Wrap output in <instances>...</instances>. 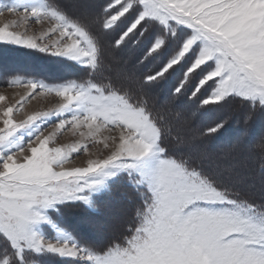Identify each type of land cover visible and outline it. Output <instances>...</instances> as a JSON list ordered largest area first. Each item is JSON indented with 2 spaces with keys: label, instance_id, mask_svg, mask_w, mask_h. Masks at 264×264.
<instances>
[{
  "label": "snow or ice",
  "instance_id": "snow-or-ice-1",
  "mask_svg": "<svg viewBox=\"0 0 264 264\" xmlns=\"http://www.w3.org/2000/svg\"><path fill=\"white\" fill-rule=\"evenodd\" d=\"M98 7L114 45L138 49L137 64L148 68L143 83L176 77L173 93L198 108L236 100L264 113V0H105ZM5 11L47 20L49 42L8 30L14 24L0 27V42L66 57L89 79L25 81L30 96L54 93L61 103L23 119L16 118L22 101L0 104V264H29L33 254L67 264H264V195L259 202L243 195L166 143L170 130L130 84L96 82L104 51L88 21L55 0H10L0 16ZM52 117L55 131L45 136ZM223 128L216 122L207 134ZM62 130L78 131L84 143L54 146ZM89 144L104 154L65 168ZM120 180L135 194L126 233L101 248L79 243L61 209L91 213Z\"/></svg>",
  "mask_w": 264,
  "mask_h": 264
},
{
  "label": "rangeland",
  "instance_id": "rangeland-1",
  "mask_svg": "<svg viewBox=\"0 0 264 264\" xmlns=\"http://www.w3.org/2000/svg\"><path fill=\"white\" fill-rule=\"evenodd\" d=\"M70 6L71 12L89 22L92 31L98 37L104 51L102 68L95 74L94 80L107 85L120 83L131 85L142 93V100L149 96L153 104L160 107L157 112L172 114L169 121L171 141H167L175 150L186 158H191L197 165L213 174L221 183L235 188L243 195L258 202L264 195V115L250 111L249 105L230 100L221 107L198 108L184 95L173 93L176 77L159 83L145 84L143 76L148 68L137 64L138 49L131 45L117 48L114 45L116 34L105 33L101 27L103 14L98 7L105 0H55ZM10 0H0V7ZM13 25L8 29L49 42L50 24L47 20L36 22L34 17L22 19L20 15L4 12L0 16V27ZM55 40V36L51 37ZM103 74V76L101 75ZM112 80L110 82L108 78ZM36 80L49 86L76 81L83 83L89 79L88 69L66 57L54 56L50 52H40L15 44L0 42V95L7 99L0 104L22 101L17 119L37 111L55 109L61 103L55 94L36 95L24 84L27 80ZM142 80V81H141ZM120 81V83L116 82ZM169 83L171 84L170 86ZM166 87L169 89L167 90ZM191 85L188 86V90ZM38 91V90H37ZM34 97V98H33ZM150 98V97H149ZM234 101L235 105L231 104ZM238 106H245L244 115H236ZM158 117V115H157ZM70 119V116L68 117ZM242 119L241 121H237ZM58 118L52 117L42 125L44 135L54 132ZM216 122L224 128L216 134H207L209 126ZM238 122L240 124H238ZM109 135L102 133L101 136ZM84 141L79 132L62 130L55 133L54 146H72ZM53 146V145H50ZM89 152L83 148L70 155L65 168L87 166L90 158L95 159L104 154L102 145H88ZM133 190L123 181L114 183L111 190L97 201L96 209L89 213L82 208H62L58 214L64 225L81 244L101 248L114 239H120L126 233L134 215ZM49 238L54 232L46 233ZM0 249V254H2ZM29 264H67L64 258L52 254H33L28 257Z\"/></svg>",
  "mask_w": 264,
  "mask_h": 264
},
{
  "label": "trees",
  "instance_id": "trees-1",
  "mask_svg": "<svg viewBox=\"0 0 264 264\" xmlns=\"http://www.w3.org/2000/svg\"><path fill=\"white\" fill-rule=\"evenodd\" d=\"M101 75L103 76V74L101 73ZM104 76H105V78H108V76L107 75H105L104 74ZM108 80L110 81V82H112V80H110V78H108ZM142 81V80H141ZM117 83L119 82L120 83V81H116ZM120 84H123V83H120ZM119 84V85H120ZM125 85V84H124ZM171 84L169 83V85H167V86H170ZM134 89V88H133ZM166 89L168 90L169 89V87L167 88L166 87ZM136 91V90H135ZM137 93H141V92H138V91H136ZM141 98H142V95L140 96ZM150 97V98H149ZM147 99H146V97L144 98V101L147 103V106L153 111V114L155 115V116H157L158 115V118H160V119H162V118H164V117H166L168 120H171V117L173 116V113L172 114H169V113H167L166 115H163L161 112L159 113V112H157V110H158V108L160 107L159 105L157 106V104H153L152 103V101H151V97L152 96H149ZM236 102H238V101H236ZM227 103H230V101L229 102H227ZM235 102L234 101H231V104H233V105H235L234 104ZM240 103V102H239ZM223 104H225V103H223ZM222 104V105H223ZM245 105V104H244ZM239 107V109L237 110V111H235V113H236V115L238 116V113L239 112H242V113H240L239 115H244V113H245V111L243 110V108L245 107V106H238ZM243 107V108H242ZM259 111H255V113H258ZM259 113H261V112H259ZM261 114H263L264 115V113H261ZM242 119H238L237 121H241ZM238 124H240L239 122H238ZM164 127H165V129L166 130H170L171 131V129H170V126H169V121L168 122H166V123H164ZM170 131H169V134H170ZM171 135V134H170ZM167 141H171V136H169L168 135V138H167V140H166V143H168ZM172 142V141H171Z\"/></svg>",
  "mask_w": 264,
  "mask_h": 264
}]
</instances>
